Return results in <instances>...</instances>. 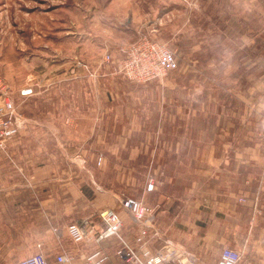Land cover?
<instances>
[{
    "label": "rangeland",
    "instance_id": "1",
    "mask_svg": "<svg viewBox=\"0 0 264 264\" xmlns=\"http://www.w3.org/2000/svg\"><path fill=\"white\" fill-rule=\"evenodd\" d=\"M141 38L165 45L178 67L144 84L126 79L123 48ZM0 79L22 120L7 151L45 155L35 162L55 164L54 183L69 168L74 186L50 194L82 192L73 222L95 230L112 210L138 228L134 241L121 231L136 245L141 225L121 201H141L155 216L144 199L149 180L159 193L182 194L168 186L186 183L188 151L264 154V0H0ZM47 215L37 210L18 232L0 223L2 247L20 253L0 264L36 255L22 253L49 238L57 252L63 241L73 264L106 248L123 264L117 238L76 244L70 224L52 227Z\"/></svg>",
    "mask_w": 264,
    "mask_h": 264
},
{
    "label": "crops",
    "instance_id": "2",
    "mask_svg": "<svg viewBox=\"0 0 264 264\" xmlns=\"http://www.w3.org/2000/svg\"><path fill=\"white\" fill-rule=\"evenodd\" d=\"M206 149L185 154V164L180 166L186 167V183H173L171 179L170 191L182 190V194L159 193L158 189L145 193L144 199L153 202L148 204L155 209V228L160 232L149 243L150 248L156 252L170 241L194 264H217L223 249L231 248L242 254L239 264H264V154ZM40 158L45 160V155L0 150V223L11 224V231L18 232L19 223H31V215L37 210L49 214L52 227L76 223L73 221L81 217L82 192L74 200L70 195L55 198L50 194L67 192L74 186L66 181L67 176L71 177L69 168H64L65 183H54L51 173L55 164L36 163ZM37 199L41 200V209L35 205L39 204ZM124 220L123 234L134 241L138 228L130 225L128 217ZM13 238L15 243L19 241L17 235ZM2 244L0 256L20 254L12 251V244ZM40 244L51 264H57L53 256L67 252L63 241L60 250L54 251L59 247L49 238L31 243L28 252L22 254L40 253ZM106 249L103 251L111 259L104 264H114V253Z\"/></svg>",
    "mask_w": 264,
    "mask_h": 264
},
{
    "label": "built area",
    "instance_id": "3",
    "mask_svg": "<svg viewBox=\"0 0 264 264\" xmlns=\"http://www.w3.org/2000/svg\"><path fill=\"white\" fill-rule=\"evenodd\" d=\"M123 59L119 64L120 73L128 80L135 83H148L161 79L170 70L178 67L175 54L165 45L141 38L123 48ZM110 62V58L107 59ZM15 100L8 94V88L0 79V150L6 151L8 143L16 137L22 122ZM156 183L151 178L146 190L153 192ZM123 208L130 213L133 220L141 225L140 233L136 239V245L131 244L121 234L123 229L122 218L112 210H106L100 215L99 228L94 230L87 223H72L67 226L66 232L69 239L76 243L95 242L103 243L109 239L117 238L118 247L116 256L123 264H194L182 252L172 247L170 241L160 250L153 252L149 243L153 238L160 236V232L154 229V210L143 202L134 199L121 201ZM56 234L62 237L60 229H55ZM41 248V246H40ZM242 254L231 248H224L217 264H239ZM110 259L103 249L85 256L80 264H104ZM191 261V262H190ZM58 264H73V257L67 252L56 256ZM16 264H51L47 257L38 253Z\"/></svg>",
    "mask_w": 264,
    "mask_h": 264
}]
</instances>
